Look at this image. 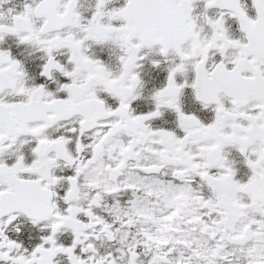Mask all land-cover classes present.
I'll list each match as a JSON object with an SVG mask.
<instances>
[{"label": "snow or ice", "instance_id": "snow-or-ice-1", "mask_svg": "<svg viewBox=\"0 0 264 264\" xmlns=\"http://www.w3.org/2000/svg\"><path fill=\"white\" fill-rule=\"evenodd\" d=\"M109 2L96 0L90 17L79 0L0 11V41L14 34L45 53L41 76L68 78L57 88L64 98L28 86L21 63L0 50V264H264V0H251L255 18L245 0H205L199 16L194 0ZM229 17L240 38L230 36ZM89 42L119 48V74L88 54ZM155 46L174 63L155 109L135 115L141 51ZM188 70L195 78L178 83ZM186 86L214 112L211 122L182 110ZM162 109L176 113L182 135L146 123ZM31 141L26 163L21 149ZM229 146L250 169L245 182ZM28 227L43 233L35 246L10 235Z\"/></svg>", "mask_w": 264, "mask_h": 264}, {"label": "flooded vegetation", "instance_id": "flooded-vegetation-1", "mask_svg": "<svg viewBox=\"0 0 264 264\" xmlns=\"http://www.w3.org/2000/svg\"><path fill=\"white\" fill-rule=\"evenodd\" d=\"M31 0H6L4 3H0V11H4L6 14L9 9L13 10V14L23 11L24 5L30 3ZM126 0H110L107 4L108 9L119 8L125 4ZM205 0H194L193 14L199 16L205 11L204 8ZM245 3L249 5V15L255 18V9L250 6L251 0H245ZM96 0H79V7L82 14L85 17H90L95 9ZM207 15L209 17L218 14L219 9L210 8L207 9ZM5 22V21H0ZM209 26L205 25L207 31ZM226 27L228 28L229 34L232 38H240L242 33L239 30L238 21L235 18L226 19ZM91 43V42H89ZM158 47L155 46L153 50L143 49L141 55L147 53L144 59L141 60L140 67L136 69L139 74L141 86L138 89L139 95L135 100L131 102L133 114H147L155 109V102L153 99L154 93L165 87L167 84V77L169 74V68L174 63V57L172 54L169 55L168 59H165L159 52ZM0 50L8 51L12 58L18 60L26 73V84L28 86H36L45 84L49 91L54 92L58 97H66V93L61 91L57 92V88L60 84L68 82V78L64 77L60 72H54V78L49 80L46 77L41 76L43 65L46 63V55L42 50H39L36 46H33L27 42H21L14 34H8L5 36L3 41H0ZM88 54L95 59L101 60L113 74H119L121 70L119 48L110 43L95 44L91 43L88 49ZM57 59L62 63H67V52L64 49L58 50L56 53ZM153 61H159V64H154ZM175 62H178V58H175ZM70 68L71 65H68ZM195 78V73L192 70H188L185 74L177 73L176 80L178 83H184L185 80L191 83ZM102 99H105L106 104L112 107L118 105L116 98L109 96L107 93H99ZM182 110L186 114H195L204 123H209L214 118V112L209 109L203 108L202 104L195 99L194 90L186 86L182 90L180 97ZM146 123L150 124L153 129H165L177 132L178 135H182V131L178 128V120L176 113L171 109H162V115L160 117L153 118ZM51 131V130H49ZM55 135V133H53ZM35 146V141H31L21 149L25 156V162L31 163L34 159V155L31 152V148ZM226 152L228 159L233 161V166L236 169V178L245 182L250 175V169L244 162L243 156L238 152L237 149L227 147ZM15 160V156L7 157L6 162L12 163ZM57 175L70 174V170L65 169L61 172L59 169L56 171ZM62 191V189H61ZM43 233L40 229H33L31 227L26 228L21 233H10L11 236L21 237V242L27 247L29 245L35 246L36 243L40 242V236ZM58 238L65 244L70 243V233L58 234ZM103 250V248H101ZM60 264H67L66 258L58 257Z\"/></svg>", "mask_w": 264, "mask_h": 264}, {"label": "clouds", "instance_id": "clouds-1", "mask_svg": "<svg viewBox=\"0 0 264 264\" xmlns=\"http://www.w3.org/2000/svg\"><path fill=\"white\" fill-rule=\"evenodd\" d=\"M5 23H7V19L5 18ZM153 50V49H152ZM151 51V50H150Z\"/></svg>", "mask_w": 264, "mask_h": 264}]
</instances>
